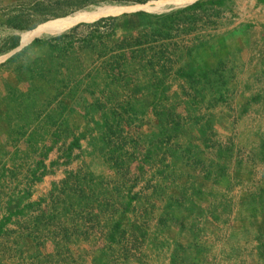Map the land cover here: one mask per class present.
Listing matches in <instances>:
<instances>
[{
  "label": "trees",
  "instance_id": "trees-1",
  "mask_svg": "<svg viewBox=\"0 0 264 264\" xmlns=\"http://www.w3.org/2000/svg\"><path fill=\"white\" fill-rule=\"evenodd\" d=\"M135 1L145 3L148 0ZM227 2L196 0L164 13L140 10L101 17L93 22H79L63 33L35 37L1 64L15 73L16 78L15 82L4 79L0 85V101L4 102L0 109V126L8 131L5 147L0 153V184L9 175L17 177L21 169L26 170L29 183L41 181L61 159L64 158L65 165L71 163L74 150L83 147L82 138H87L91 149L88 154L102 157L115 173L114 177H109L96 176L83 168L66 171V177L59 185L54 183L47 205L33 217L39 231L37 240L41 234L49 233L52 238L61 235L60 241L70 242L71 225L66 221H72L73 215L82 217L84 223L88 220L96 229L106 209L109 208L112 214L117 210L114 195L108 199V192L127 198L126 208H130L133 200L140 197L133 189L149 165L158 166L157 172L168 184L174 183L171 181L174 176L172 167L179 162L200 167L206 180L227 172L234 156L231 143L216 145L212 159L203 157L200 152L201 148L208 150L215 145H211L215 114L210 110L226 100L227 79L220 72L224 61H219L213 68L205 64L201 70H186L183 66L175 68L176 61L191 57L207 42L182 46L184 39L181 42L176 36L192 33L197 23L207 22L206 18L210 25L217 26L221 7ZM120 18L121 22L117 23ZM23 20L15 18L10 24L21 30L36 27L24 24ZM109 21L113 22L107 23ZM144 21L146 25L137 34L116 37L122 24ZM101 25L107 31H103ZM81 26L90 27V30L80 33ZM20 43L17 35L16 41L4 51L10 52ZM45 46L50 47L48 58L29 57L34 49ZM98 61L99 65H91ZM173 72L183 83L172 101L168 80ZM137 73L141 74L135 76L138 86L152 90L156 96L152 112L158 118V127L151 132L145 131L143 123H139L141 111L134 106L136 93L131 88ZM142 76L147 82L144 79L145 83H142ZM118 85L122 88L121 93L114 89ZM208 88L212 90L207 99ZM204 104L206 112L202 110ZM76 111L93 123V134L78 135L75 132L69 117ZM58 143L62 145V153L58 159L47 163ZM189 186L182 185L179 198L168 195L166 205L181 209L183 198L188 201L190 191L200 193V189L193 186L188 191ZM161 189L165 195L169 194L166 188ZM35 203L42 205L43 199L12 210V202L8 199L5 213L10 217L23 214L26 208L35 207ZM7 217L0 222V230ZM169 219L175 220V216L171 213ZM159 221L162 225L168 223L163 217ZM125 237L126 230L121 221H114L107 239L121 242ZM129 239L127 245L137 246L139 240L132 241L131 238L129 242ZM128 251L125 258H129ZM64 252L60 250L59 257L67 264ZM178 259L175 256L173 264L178 263Z\"/></svg>",
  "mask_w": 264,
  "mask_h": 264
},
{
  "label": "rangeland",
  "instance_id": "rangeland-1",
  "mask_svg": "<svg viewBox=\"0 0 264 264\" xmlns=\"http://www.w3.org/2000/svg\"><path fill=\"white\" fill-rule=\"evenodd\" d=\"M194 1L196 0H148L145 3H136L135 0H0V85L4 79L15 82L16 78L15 73L1 64L35 37L57 35L79 22H93L101 17L121 15L124 12L144 10L164 13ZM114 8L119 10L115 11ZM221 9L222 14L217 26L210 25L206 18L207 22L197 23V28L192 33L176 36L179 41L184 39V42L181 41L182 46L186 43L193 45L201 41L207 42L199 46L191 57L186 56L179 62L176 61L175 68L183 66L186 70H201L205 64L206 67L213 68L219 61H224L220 72L227 79L224 92L226 100L217 103V106L210 110L215 114L211 142V145H215L208 150L201 148L200 152L202 151L203 157L212 159L210 157H213L216 145L231 143L234 156L227 172L210 180L203 178L198 166L179 162L172 167L174 183L167 188L169 194L161 192L160 201L151 206L152 214L148 222L143 223L145 229L151 231V235L143 238L144 251L131 246L129 254L132 264H173L175 256L179 258L176 264H264V0H228ZM15 18L18 21L23 18L24 24H33L36 27L17 29L10 24ZM67 20L74 22L66 25ZM121 20L120 18L117 23ZM111 22L113 21L107 23ZM145 25V21L133 25L124 23L116 37L137 34ZM100 28L107 31L105 26L101 25ZM89 30L90 27L81 26L79 31L83 33ZM17 35L20 36V46L6 53L4 49L16 41ZM49 49L47 46L36 48L29 57L40 56L46 59L49 57ZM99 64L98 61L97 64L92 62L91 65L94 67ZM137 75L141 76L140 73L134 75V86L131 88L136 93L134 106L141 111L138 114L141 119L139 123H143L145 131L151 132L158 123V118L152 112V103L156 96L152 90L138 86L135 77ZM176 75L177 73L173 72L168 80L172 101L174 96L179 94L183 83ZM144 79L147 82L146 77L142 76V83H145ZM114 89L120 93L122 91L119 85ZM211 90H206L207 99L210 98ZM128 92L129 90L126 94ZM3 104L4 102L0 101V107H3ZM202 110L208 111L205 104ZM178 112L181 113L180 110ZM69 118L78 135L94 133L93 123L82 113L76 111ZM0 129L1 153L8 131L6 127L0 126ZM86 139L82 138L84 147ZM61 147V143L54 147L47 163L58 159L62 153ZM83 149L76 148L74 159L67 165L63 164L64 158L61 159L59 164L50 168V176L41 181H26L25 169L19 170L15 178L10 175L3 178L6 188L0 187V214L6 210L8 199L12 202L13 210L19 205L25 206L30 201L48 198L50 189L54 183L59 185L66 171L80 166L87 171L91 169V165L96 166L92 163L95 156H90L88 150ZM82 155L86 158L82 159ZM143 178L141 181H144ZM128 182L131 184V180ZM182 185H190L188 191L192 186L198 188L200 193L192 194L190 191L187 195L189 200L183 198L181 209L166 206L168 195L181 197ZM145 191L142 195L150 196L149 190ZM109 193L110 196L107 197L111 199L113 192ZM46 205L47 201H43L42 205L35 203V207L31 210L26 208L27 210L19 216L27 217L26 229L34 234L35 246L40 248L44 261L49 263L55 260L57 264H63L58 251L68 249L58 247V243L49 233L41 234L40 238L36 239L39 231L35 228L33 217ZM171 213L175 220L169 219ZM158 214L166 219V225H162L160 221L156 222ZM157 223H160L161 228ZM66 224L71 225V222L66 221ZM134 240L138 241L137 238L132 241ZM65 257L70 260L68 252ZM108 262L117 264L118 259L110 258Z\"/></svg>",
  "mask_w": 264,
  "mask_h": 264
},
{
  "label": "crops",
  "instance_id": "crops-1",
  "mask_svg": "<svg viewBox=\"0 0 264 264\" xmlns=\"http://www.w3.org/2000/svg\"><path fill=\"white\" fill-rule=\"evenodd\" d=\"M157 127L158 123L154 129L156 130ZM82 148H84L83 151L88 150L89 152L91 150L87 141L85 147L83 145ZM81 157L83 159L84 156L82 155ZM84 158H86V156ZM92 163L96 164V166L91 165V169L87 171L94 172L96 176L105 175L111 177L110 174H112V176L115 174L111 164L104 161L100 156H95L94 159H92ZM99 165H101V167ZM80 168H82V166L74 170H78ZM157 168L158 166L156 165H149L146 167L147 172H143V176L140 177L137 185L133 189V191L137 188L141 189V191H137L140 194V197L133 200L130 208H126L127 198L124 199L117 193L116 195L113 194L117 210L114 214H112L109 211V208L106 209L104 215L101 216V226L97 225L98 227L96 229L92 228L91 222L88 220L84 223L82 217L76 218V216L73 215L72 221H69L71 222L70 229L72 232L70 242L62 240L60 242V239L62 238L61 235L54 238V240L58 243V247L63 246L68 249V251L64 252V255L67 252L70 255V260H67V264H111L108 262L110 258H117V264H132L130 254H128L129 258L124 257L126 250L128 251L131 246L130 243L127 245V238H137L139 240V245L134 248L142 251L145 250L143 249V238L147 235H151V231L148 228L145 229L143 223L148 222L149 217L152 214L153 208L151 206H154L155 202L158 203L160 201V194L162 192L160 191L162 190L161 188L167 189L171 186L163 177L160 176L157 172ZM82 170L86 171L84 168ZM108 173L109 175H107ZM47 176H50V173L44 176V178ZM65 177L66 174L64 175V178ZM142 178L144 181H141ZM1 186L6 188L5 183H1L0 187ZM145 190H149L150 196L142 195L146 193ZM50 191H52V188ZM108 195L110 196L109 192ZM44 199L47 201V198ZM4 216H8L5 211L0 214V222L4 220ZM160 218L161 215L158 214L156 222H159ZM26 219V216L22 218L19 215H12L11 217L8 216L5 220V224L0 230V264H57L55 260H51L49 263L48 261H44L40 248L35 246L34 234L31 233L30 230L26 229ZM116 220H120L122 227L126 230V237L121 242L118 241L119 243L112 242L107 239V233L110 225H112ZM76 223L79 224L77 225ZM157 224V226L161 228L160 223ZM142 232H144V235H142ZM130 250H132L131 247ZM99 253H102L103 256H101V254L99 255ZM61 261L59 260V262ZM62 263L66 264L63 261Z\"/></svg>",
  "mask_w": 264,
  "mask_h": 264
},
{
  "label": "bare ground",
  "instance_id": "bare-ground-1",
  "mask_svg": "<svg viewBox=\"0 0 264 264\" xmlns=\"http://www.w3.org/2000/svg\"><path fill=\"white\" fill-rule=\"evenodd\" d=\"M179 1H183V2H184L185 0H179ZM162 4H163V3H162ZM114 10L117 11V10H119V8H114ZM72 22H74V21H72V20H67V21H66V25H69V24H71ZM61 25H62V24H61Z\"/></svg>",
  "mask_w": 264,
  "mask_h": 264
}]
</instances>
